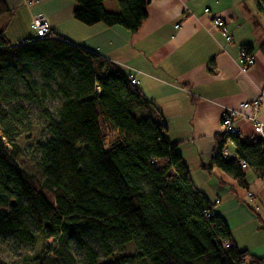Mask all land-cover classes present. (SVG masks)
<instances>
[{"label": "trees", "instance_id": "obj_1", "mask_svg": "<svg viewBox=\"0 0 264 264\" xmlns=\"http://www.w3.org/2000/svg\"><path fill=\"white\" fill-rule=\"evenodd\" d=\"M104 1L73 0L72 17L135 32L147 16L148 0H116V11ZM253 2L264 13V0ZM9 11L0 0V17ZM258 50L264 56V36ZM54 99L55 112L42 111L49 136L36 144L38 177L17 161L12 124L23 102ZM227 140L234 145L229 157L222 154ZM214 141L207 171L215 167L246 188L243 161L263 179L258 137L218 133ZM7 236L38 237L41 249L29 264H75L74 243L86 264H264V255L234 243L192 184L161 112L118 65L51 32L12 44L0 27V237ZM112 244L134 251L115 253Z\"/></svg>", "mask_w": 264, "mask_h": 264}, {"label": "crops", "instance_id": "obj_2", "mask_svg": "<svg viewBox=\"0 0 264 264\" xmlns=\"http://www.w3.org/2000/svg\"><path fill=\"white\" fill-rule=\"evenodd\" d=\"M4 1L10 9L8 20L18 13L25 16L28 29L21 41L36 36L40 18L53 35L108 58L129 79L134 77L138 89L161 112L168 140L188 166L192 184L213 203L234 243L264 255L263 179L245 166L246 188H241L221 170L204 168L227 109L244 114L235 119L241 137H258L250 109L240 105L264 88V56L258 50L264 36L259 15L264 14L253 0H148L147 16L135 32L78 22L71 13L73 0ZM103 6L117 10L116 2L107 7L104 1ZM213 17L225 21L230 42L212 24ZM245 43L253 46V64L242 70L239 57ZM253 118L264 125V99Z\"/></svg>", "mask_w": 264, "mask_h": 264}, {"label": "rangeland", "instance_id": "obj_3", "mask_svg": "<svg viewBox=\"0 0 264 264\" xmlns=\"http://www.w3.org/2000/svg\"><path fill=\"white\" fill-rule=\"evenodd\" d=\"M113 2H116V0H105L107 7ZM6 17H9V15H4V18L0 19V25H3L2 28H4V36L12 44H17L21 41L20 37H22V33H26L28 29L25 16L22 13H18L14 17L12 16L11 20H8ZM259 17L264 24L263 15H259ZM58 104L59 101L57 99L46 100L44 105L42 104L43 106H39L34 102H23L22 114L18 116L20 122L12 124L14 127H12L13 130H11V134L20 145L17 161L25 170L38 177H41V165L40 154L36 149V144L40 141H44L49 136L45 120L42 117V111L46 107L49 111L55 112ZM221 129L222 127L220 125L219 131H221ZM231 145L232 143L230 140L226 142L228 151H232ZM31 230L36 231L33 226H31ZM48 242L50 243L51 241L49 240ZM129 244H112L111 248H113L115 253L133 252V246ZM91 246L98 252L99 256H102L100 247L95 242H92ZM40 249L38 237H36L34 243L19 241L13 236L0 237V264H29L28 259L38 253ZM73 254L75 256V264H86L83 250L75 243L73 244ZM107 260L108 259H102L99 263Z\"/></svg>", "mask_w": 264, "mask_h": 264}, {"label": "built area", "instance_id": "obj_4", "mask_svg": "<svg viewBox=\"0 0 264 264\" xmlns=\"http://www.w3.org/2000/svg\"><path fill=\"white\" fill-rule=\"evenodd\" d=\"M204 13H206V14L209 13V9L205 8ZM212 24L216 28H219L221 30V32L224 35L225 40L227 42L231 41L230 35L227 33V29L225 27V21L222 18L213 17L212 18ZM175 27H179V24H176ZM49 33H50V28L48 26V23L45 20L40 19V18L38 20H36V36L43 37L45 35H48ZM239 62H240L242 70H246L249 66H251L253 64L252 55L250 53H246L241 48L240 49ZM130 82L134 85H138V81L132 76L130 77ZM262 99H264V88L260 91L258 97H256L255 99H253L251 101L243 102L240 105L242 108H248L251 111V116H249V118H252L254 121V131H255L256 135L258 136V138L262 142L261 145H262V151H263V156H264V125L260 122L255 121V119L253 118L254 115L259 110L260 102ZM240 116H244V114L240 110H238L236 108L227 109L221 118L220 125H221L222 129H221L220 133L225 134V135L239 133V130L235 126V119L237 117H240ZM228 141L229 140H227L226 142H228ZM232 145H233V143H232ZM222 154L224 156H227V157L233 155L230 151H228L226 143L222 148ZM239 163H240V166L242 168H244L246 166V164L243 161H239ZM263 182H264V177H263Z\"/></svg>", "mask_w": 264, "mask_h": 264}]
</instances>
